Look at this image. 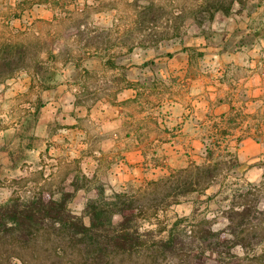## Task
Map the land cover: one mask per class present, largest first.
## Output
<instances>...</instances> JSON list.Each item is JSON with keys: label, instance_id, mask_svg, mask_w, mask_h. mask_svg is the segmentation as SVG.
I'll list each match as a JSON object with an SVG mask.
<instances>
[{"label": "rangeland", "instance_id": "374dc122", "mask_svg": "<svg viewBox=\"0 0 264 264\" xmlns=\"http://www.w3.org/2000/svg\"><path fill=\"white\" fill-rule=\"evenodd\" d=\"M261 7L264 0H0V55L8 48V60L17 61L0 76V204L42 191L57 196L69 191L70 206L82 212L90 199L103 204L117 201L116 195L138 198L140 230L161 239L175 227L184 244L155 256L146 249L133 261L120 256L112 264H264V160L238 157L253 123L239 106L232 108L226 127L210 120L199 151L204 161L174 168L210 165L215 177L209 188L170 206L150 200L155 194L147 195L149 183L119 181L108 172L112 160L97 152L96 121L90 116L106 102L129 114L145 112L139 122L147 139V168L161 165L156 154L163 144L151 138L163 137L172 96L186 92L189 77L222 78L213 75L219 65L205 63V54H214V60L264 38V11L253 14ZM200 37L204 49L187 45ZM259 53L264 60V48ZM182 55L188 56L186 73L175 68L185 63L173 61ZM59 87L69 91L70 106L60 100ZM130 90L134 97L123 99ZM77 108L87 115L76 119ZM65 113L81 125L77 132L65 123ZM243 206L254 209L239 224L235 212ZM208 229L228 238H253L235 246L229 242L228 252L222 248L226 259L219 262L195 240ZM32 250L1 239L0 264H23L21 254L24 264H47L32 257Z\"/></svg>", "mask_w": 264, "mask_h": 264}, {"label": "crops", "instance_id": "0c3cea01", "mask_svg": "<svg viewBox=\"0 0 264 264\" xmlns=\"http://www.w3.org/2000/svg\"><path fill=\"white\" fill-rule=\"evenodd\" d=\"M263 11L261 7L253 14ZM246 26L244 23L242 28ZM187 45H197L204 49L206 41L200 37ZM261 48H264V38H260L250 49L222 54L216 56L214 60H212L214 54H205L203 57L205 63L219 65V69L213 75L218 74L222 78L211 81L204 76L189 77L186 92L172 96L169 117L165 125H161L165 129L163 137L155 135L151 138V142L163 144L156 154L161 159V165L147 168L148 156L144 145L147 139L143 132L145 128L139 122L144 118L145 112L129 114L128 109L109 105L108 102L95 106L90 116L93 117L92 122L96 121V150L101 156L112 160L108 172L119 181L138 183L142 181L146 184L175 172L174 168L187 167L193 161L201 163L204 158L199 151L206 128L210 123L218 121L223 127L228 126L232 108L238 106L250 124L253 121L250 135L242 140L238 157L248 155L249 163L264 160V147L258 148L264 142V134L260 129L264 127V123L258 122L259 119L264 120V60L259 53ZM174 60L185 63L184 66L176 65L175 68H185L186 73L188 56H176ZM58 93L61 96L60 100L70 106L72 99L69 91L65 90V87H59ZM133 97V91L130 90L123 99ZM64 115L65 123L75 133L78 126H81L77 124L76 119L84 118L87 111L84 108L80 110L77 108L74 115L80 118L76 119L66 113ZM253 127L258 128L254 130ZM231 131L235 132L234 129ZM251 148L255 150L249 152ZM89 158H93V154Z\"/></svg>", "mask_w": 264, "mask_h": 264}, {"label": "trees", "instance_id": "16d2710c", "mask_svg": "<svg viewBox=\"0 0 264 264\" xmlns=\"http://www.w3.org/2000/svg\"><path fill=\"white\" fill-rule=\"evenodd\" d=\"M10 53L8 48L1 51L0 76L17 66V61L8 60ZM214 177L210 165L191 166L150 181L152 191L147 195L155 194L151 201L170 206L181 198L204 192ZM248 191L251 189L248 188ZM71 196L73 194L69 191H62L59 196L42 191L27 200L15 199L0 204V240H9L19 247L31 246V256L47 264H112L120 256H127L133 261L146 249L153 255L159 252L165 254L176 251L184 244L175 227L169 230L166 238L161 239H155L152 230L141 231L137 217L143 206L137 204L138 198L121 199V195H116L119 198L117 201L103 204L98 199H90L82 212H78L70 206ZM253 209V206H243L242 210L235 212L240 217L239 224L251 215ZM116 217H119L118 220H115ZM252 238L253 235L228 238L221 232L208 229L201 239L195 240L200 249L214 252L218 261L222 262L226 259L222 258V248H227L229 242L235 246L250 243ZM41 243L46 245L43 249ZM17 257L25 263L22 254Z\"/></svg>", "mask_w": 264, "mask_h": 264}]
</instances>
